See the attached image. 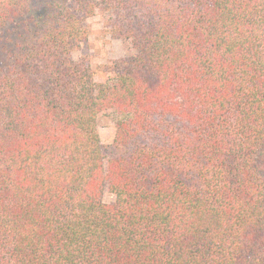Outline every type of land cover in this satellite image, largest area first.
Instances as JSON below:
<instances>
[{"label": "trees", "instance_id": "16d2710c", "mask_svg": "<svg viewBox=\"0 0 264 264\" xmlns=\"http://www.w3.org/2000/svg\"><path fill=\"white\" fill-rule=\"evenodd\" d=\"M0 264H264V0H0Z\"/></svg>", "mask_w": 264, "mask_h": 264}, {"label": "rangeland", "instance_id": "374dc122", "mask_svg": "<svg viewBox=\"0 0 264 264\" xmlns=\"http://www.w3.org/2000/svg\"><path fill=\"white\" fill-rule=\"evenodd\" d=\"M104 17L96 15L87 21L89 27V39L82 45L80 50L74 53V59L88 60L98 77L102 76V68L111 61L119 60L133 54L131 42L111 37L109 30L104 24ZM115 120L112 115H105L98 122L99 133L103 145L105 157L110 159L116 155L113 145L115 135ZM104 201L113 203L115 197L108 191Z\"/></svg>", "mask_w": 264, "mask_h": 264}]
</instances>
